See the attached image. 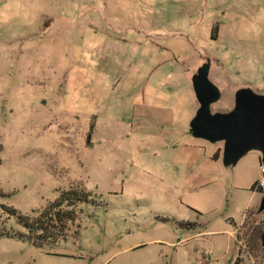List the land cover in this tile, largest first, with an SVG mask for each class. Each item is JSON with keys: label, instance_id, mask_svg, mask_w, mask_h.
I'll use <instances>...</instances> for the list:
<instances>
[{"label": "rangeland", "instance_id": "rangeland-1", "mask_svg": "<svg viewBox=\"0 0 264 264\" xmlns=\"http://www.w3.org/2000/svg\"><path fill=\"white\" fill-rule=\"evenodd\" d=\"M207 60L212 112L264 93V0H0V264H264L261 154L189 131Z\"/></svg>", "mask_w": 264, "mask_h": 264}, {"label": "water", "instance_id": "water-1", "mask_svg": "<svg viewBox=\"0 0 264 264\" xmlns=\"http://www.w3.org/2000/svg\"><path fill=\"white\" fill-rule=\"evenodd\" d=\"M209 69L207 60L192 77L198 109L189 124L190 134L211 143L224 142L222 159L225 166H235L251 150L261 154L260 164L264 166V93L240 88L234 94L231 110L212 112L211 106L219 101L221 92L209 80ZM262 210L264 194L258 208V211ZM260 241L264 247V229Z\"/></svg>", "mask_w": 264, "mask_h": 264}, {"label": "trees", "instance_id": "trees-1", "mask_svg": "<svg viewBox=\"0 0 264 264\" xmlns=\"http://www.w3.org/2000/svg\"><path fill=\"white\" fill-rule=\"evenodd\" d=\"M90 128H92V124H91V126H90ZM213 159L214 160H217V159H219V153H216L214 156H213ZM256 184H257V182H255L253 185H252V188L251 189H255L256 188ZM72 191H70V192H66V193H63L62 194V196H61V198L60 199H57L55 202H54V204H53V207H55V208H57V210L54 212V215H52L51 213H50V210H49V212L47 213V212H45V214H44V216L46 217V222H47V224H49L51 227H56V226H58V228H59V231L58 232H55V234L54 233H52V234H49L50 236H53V234L54 235H62L65 231H64V229H65V227H66V223H67V220H70V219H72L73 218V209H68V210H66L65 212H61L60 210H59V207H61V206H63V205H69L70 206V204L72 203L71 202V199L72 198H67L65 195L68 193H71ZM66 205V206H67ZM13 212H14V210H12ZM23 217H19V220L20 221H23ZM55 225H54V224ZM35 223H32V226L34 225ZM26 225H29L28 223H26ZM40 225H42V224H40ZM35 228H37V226H34ZM39 229V228H38ZM263 229H264V227H263ZM262 229V230H263ZM39 231V230H38ZM40 235H47L48 233H49V231H47V228L45 227V226H40ZM51 233V232H50ZM261 233H262V231H261ZM260 236H261V234H260ZM55 238H56V236H55ZM234 264H239L238 263V261H236Z\"/></svg>", "mask_w": 264, "mask_h": 264}, {"label": "built area", "instance_id": "built-area-1", "mask_svg": "<svg viewBox=\"0 0 264 264\" xmlns=\"http://www.w3.org/2000/svg\"><path fill=\"white\" fill-rule=\"evenodd\" d=\"M260 169L262 174L264 173V166L260 164ZM264 183V181L262 182ZM199 264H217L216 260L213 258L211 253H203L201 256V259L199 261Z\"/></svg>", "mask_w": 264, "mask_h": 264}, {"label": "flooded vegetation", "instance_id": "flooded-vegetation-1", "mask_svg": "<svg viewBox=\"0 0 264 264\" xmlns=\"http://www.w3.org/2000/svg\"><path fill=\"white\" fill-rule=\"evenodd\" d=\"M213 39H215V38H213Z\"/></svg>", "mask_w": 264, "mask_h": 264}]
</instances>
